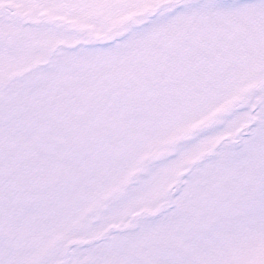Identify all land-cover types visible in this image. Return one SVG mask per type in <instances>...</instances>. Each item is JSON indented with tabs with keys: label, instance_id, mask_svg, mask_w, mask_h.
Listing matches in <instances>:
<instances>
[{
	"label": "snow or ice",
	"instance_id": "obj_1",
	"mask_svg": "<svg viewBox=\"0 0 264 264\" xmlns=\"http://www.w3.org/2000/svg\"><path fill=\"white\" fill-rule=\"evenodd\" d=\"M0 264H264V0H0Z\"/></svg>",
	"mask_w": 264,
	"mask_h": 264
}]
</instances>
